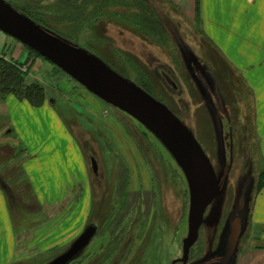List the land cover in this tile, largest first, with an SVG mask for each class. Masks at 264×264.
<instances>
[{"label": "rangeland", "instance_id": "1", "mask_svg": "<svg viewBox=\"0 0 264 264\" xmlns=\"http://www.w3.org/2000/svg\"><path fill=\"white\" fill-rule=\"evenodd\" d=\"M5 1L32 12L43 22V25L37 23L42 28L112 64L114 70L127 79L145 83L153 96L191 130L218 178L224 179L219 194L205 211L188 262L215 264L214 258L223 251L232 219L240 212L233 211L234 205L241 199L246 207L251 205L264 163L257 145L259 138L256 139L254 132L252 95L238 71L204 36L200 9L191 22L164 0H104V18H109L105 19L102 31L100 23L94 20L96 10L90 4L92 1H87V6L82 0H70L69 5L63 3L67 5L63 21L49 20L35 11L37 6L48 11L62 9L51 0ZM127 2L134 4L129 8L141 7L137 18L135 10L124 15L111 13L116 5ZM133 22L135 25L131 26ZM90 25L102 40L89 43ZM11 43L20 44L0 30V56H9ZM22 46L27 60L21 68L30 69L25 79L41 83L50 109L42 107L36 112L30 110L26 102L18 101L24 109L18 107L13 111V116L15 112L19 116L16 126L12 123L10 127L9 117L0 118V124H4L6 118L10 128L9 133L6 131L8 141L0 146V168L6 169H0L2 177L10 181L16 175L17 163L22 166L25 162V169L30 170L35 162L32 158L36 156L32 148L36 149L42 137L38 132L56 129L53 127L57 118L64 122L66 129L63 130L67 131L78 153L76 159L74 149L71 151L72 180L80 181L79 172L83 176L81 183L73 187L72 201L65 203L66 210L71 204L70 223L56 230L54 235L59 233L58 237L48 247L46 242L38 245L35 240L43 239L49 227L58 224L57 216L62 214L63 206L37 203L31 196L30 180L23 187L7 186L8 194L13 195L9 196L8 205L17 237L15 258L9 260V264H46L64 252L91 224L96 227L95 234L68 264H181L182 242L187 233L188 189L172 156L137 120ZM193 66L203 70L209 90L201 84ZM163 73L172 79L174 88ZM15 97L8 93L0 101L7 98L17 101ZM49 117L54 119V126L46 120ZM22 120L28 123H21ZM108 122H112L113 131L108 128ZM226 133L229 135L225 138ZM14 140L18 142L16 145ZM51 140L44 146H49ZM65 142L68 143V139ZM56 146H61L58 140ZM90 156L97 160V175L92 171ZM43 165L44 162H36L33 168ZM241 234L243 241L247 236L251 238L249 222Z\"/></svg>", "mask_w": 264, "mask_h": 264}, {"label": "crops", "instance_id": "2", "mask_svg": "<svg viewBox=\"0 0 264 264\" xmlns=\"http://www.w3.org/2000/svg\"><path fill=\"white\" fill-rule=\"evenodd\" d=\"M164 1L179 9L189 21L193 22L195 20L197 0ZM199 9V21L204 36L224 60L238 71L252 95L254 132L256 139H261L260 142L258 139L257 145L264 163V130L263 133L261 132V129H264V0H199ZM9 46L10 54L4 57L12 61L17 60L16 63L21 64L22 67L27 60V53L24 52L23 46L21 43H16V45L11 43ZM29 70L25 69L27 73ZM34 81L25 79L27 84ZM18 101L26 102L28 106L30 105L32 111L37 112L36 109L41 110L42 107L50 109V103L45 102V100L38 107L32 106L26 100L17 99L16 101L11 98H7L6 101L2 100L0 101V118L2 116L9 117L10 127L12 123L15 125V122L19 119L16 112L13 116V111L18 107L24 109V105L22 103L19 105ZM46 105L48 107H45ZM45 112L50 114L49 111ZM46 120L54 126L53 118L49 117ZM6 122L5 118L4 124H0V146L8 141L6 134L9 133V130L7 131L9 127H7ZM21 123L27 124L28 122L22 120ZM63 123L62 120L57 118L56 126L53 127L56 129L47 130L46 133L42 130L38 132L42 134V137L38 140L36 149L32 148L33 154L36 156L32 154L34 157L32 162L34 160L35 162H33L30 170L25 169V162H22V166L17 163L16 175L10 181L4 179L0 171V264H9V260L15 258V250H17V237L13 230L8 205L9 196L13 195L8 194L7 186L23 187L24 184H29L28 180H30V192L33 193L31 196L37 203H48V206L61 204L63 206L62 214L57 216L59 219L58 224L49 227L47 235L43 239L38 237L35 240L38 245L44 242L47 243V247L53 245L59 234L54 235L56 230L62 227V224L70 223L72 217L71 204L67 206L66 210L65 203L72 201L73 187L81 183L83 175L79 172L81 175L80 181L75 182L72 180L73 166H71V160L73 153L71 151L74 149V145L67 131L63 130L66 129ZM108 123V128L113 131L112 122ZM260 123L262 126L259 125ZM30 135L33 139H36L32 133ZM49 139H52L49 142L50 145L44 146ZM66 139H68V143L65 142ZM57 140L61 145L60 147L56 146ZM17 143L14 140V144ZM35 143L36 141L30 143V145L33 146ZM26 150H28V147ZM74 153L77 159V150L74 149ZM83 154L86 158L87 152L84 149ZM0 155H2L1 151ZM36 162H44V165L33 168ZM83 162L86 169L85 160ZM3 167L1 166L0 169H4ZM247 209L245 225L241 233L249 222L252 227V236L251 238L247 236L243 241L241 240L242 234H240L235 248L233 264H264V178L261 187L255 192L251 205L247 206ZM249 239L256 243H251ZM5 243L7 245L4 248ZM41 247L43 246L41 245Z\"/></svg>", "mask_w": 264, "mask_h": 264}, {"label": "water", "instance_id": "3", "mask_svg": "<svg viewBox=\"0 0 264 264\" xmlns=\"http://www.w3.org/2000/svg\"><path fill=\"white\" fill-rule=\"evenodd\" d=\"M0 30L37 52L104 102L137 120L164 146L180 168L188 189L187 233L182 242L181 264H197L188 262L189 252L198 239L205 211L219 194L224 178H218L191 130L163 102L135 82L92 53L45 30L5 0H0ZM164 77L171 87L176 86L167 75ZM217 128L220 129L219 121ZM90 162L92 171L96 173V159L91 157ZM239 201L243 200L234 205V212L241 211ZM238 214L233 217L223 251L216 258L221 264L233 263L246 218L245 213L242 216ZM95 231V225H88L64 252L46 264H68L86 247Z\"/></svg>", "mask_w": 264, "mask_h": 264}, {"label": "trees", "instance_id": "4", "mask_svg": "<svg viewBox=\"0 0 264 264\" xmlns=\"http://www.w3.org/2000/svg\"><path fill=\"white\" fill-rule=\"evenodd\" d=\"M78 1H80V0H78ZM82 1H84V3L87 2L86 0H82ZM59 2H62V3H66L67 2L66 4L69 5L71 1L70 0H60ZM143 5H146V3L144 1H143ZM147 5H148V3H147ZM14 7H16L18 11L24 13L26 16L31 18L36 23H39L40 25H43V22H40L39 20H37L34 17V15H32V12L29 13L27 11H24V10L20 9L16 5H14ZM137 7H138V9L136 8V10H135V17L136 18L141 14V7H139V6H137ZM145 7L146 6H144L143 9H145ZM196 10H197V13H199V0H197ZM35 11L37 12V10H35ZM37 14L42 16V17H46V18H48L50 20L49 16H47L46 14H40L39 12H37ZM122 15H124V14H122ZM61 18H62L61 19L62 21L64 19H66L65 17L63 19V15L61 16ZM95 18H96V16L94 17V20H95ZM134 24H135V22H134ZM77 26H79V24ZM131 26H133V23L131 24ZM90 29L91 30L88 32V34H90V39L89 40H91V41L89 43L92 44L91 42H94L97 39L101 40L96 35V33L94 32V28H93L92 25H90ZM29 51L34 52L35 54L38 55V53L35 52L32 49H29ZM38 56H40V55H38ZM105 63L108 64L111 68L115 69L112 64H109L108 62H105ZM25 74H26V71L21 68V64H18L15 61H12V60H8L4 56H0V99H3L8 93H11V94H14L16 96V98H18L19 100H26L32 106H36V107L41 106L43 104L44 100H45L44 87L41 85V83H39L37 81H34V82L30 83V84H27L25 82ZM135 83L137 85H139L142 89H144L146 92L151 94L152 96L154 95L152 93V91H151V88L148 87L147 85H145V83H143V82H135ZM260 175L261 176H260L259 182H257V184L255 186L256 192L259 190V188L262 185L263 178H264V172L261 173ZM239 203H240L241 211L238 212L239 213L238 215L242 216L245 213L246 214L245 216H247L246 211L248 209H247V207L245 205V202L244 201H239ZM241 204H243V207H241ZM214 260L216 261L215 258H214ZM215 264H221V263L215 262ZM231 264H233V263H231Z\"/></svg>", "mask_w": 264, "mask_h": 264}, {"label": "flooded vegetation", "instance_id": "5", "mask_svg": "<svg viewBox=\"0 0 264 264\" xmlns=\"http://www.w3.org/2000/svg\"><path fill=\"white\" fill-rule=\"evenodd\" d=\"M52 1V3H57V5L59 6V7H62V9H58L59 11H55V10H53V11H48V10H42V9H40L39 8V6H37V8H36V10H37V12H39L40 14H46L47 16H49V18H50V20L52 19V20H61L62 18H61V16L63 15V19H64V14H65V12H66V6L67 5H64L62 2H59L60 0H51ZM86 1H92V2H90V4H91V6H93L94 5V7H95V16H96V18H95V21L97 22V23H100V29H102V31H104V29H105V26L104 25H106L105 24V19H107V18H109V17H107V18H104V0H86ZM119 4V3H118ZM84 5L85 6H87V2L86 3H84ZM131 5H134L132 2H131V4H128V2L127 3H122V4H119V5H116V7L113 9V11L111 12L113 15H119V14H130V10H135V7H133V8H129ZM121 8V9H119V8ZM111 18H113V17H111ZM106 23H108V22H106ZM97 25H99V24H97ZM133 25H135L134 24V22H133ZM146 26H148L147 24H145ZM133 29V28H132ZM144 30H142V32H143ZM149 31L150 32H152L150 29H149ZM132 33H135L134 31H131ZM99 37V36H98ZM101 39V38H100ZM102 40V39H101ZM193 68H194V66H193ZM203 71V70H202ZM200 69H193V72H195L196 73V76H198V77H200L201 79H200V82H201V84L203 83V85H205V86H207V88H208V85H209V83H208V81L204 78V74H203V72H202ZM164 75H166L165 73H163V77H164ZM169 77V76H168ZM170 78V77H169ZM164 79H165V77H164ZM171 79V78H170ZM166 80V79H165ZM172 80V79H171ZM168 83V82H167ZM206 88V87H205ZM206 88V89H207ZM208 90H209V88H208ZM209 96L210 97H212V94L211 93H209ZM93 157V156H92ZM90 159H91V156H90ZM97 161V160H96ZM91 163V162H90ZM94 173V172H93ZM96 175L98 174V172H96L95 173ZM222 179V178H221ZM220 179V180H221Z\"/></svg>", "mask_w": 264, "mask_h": 264}, {"label": "bare ground", "instance_id": "6", "mask_svg": "<svg viewBox=\"0 0 264 264\" xmlns=\"http://www.w3.org/2000/svg\"><path fill=\"white\" fill-rule=\"evenodd\" d=\"M110 105V104H109ZM112 106V105H111ZM112 107H114V106H112ZM114 108H116V107H114ZM117 109V108H116ZM119 110V109H118ZM119 111H121V110H119ZM121 112H123V111H121ZM123 113H125V112H123ZM125 114H127V113H125ZM131 117V116H130ZM188 199V198H187ZM187 213H188V208H187ZM186 225H187V222H186Z\"/></svg>", "mask_w": 264, "mask_h": 264}]
</instances>
